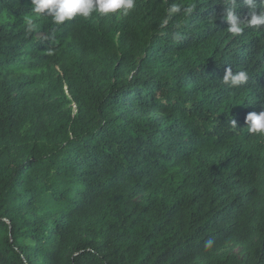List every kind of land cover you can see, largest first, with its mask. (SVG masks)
<instances>
[{
    "label": "trees",
    "instance_id": "16d2710c",
    "mask_svg": "<svg viewBox=\"0 0 264 264\" xmlns=\"http://www.w3.org/2000/svg\"><path fill=\"white\" fill-rule=\"evenodd\" d=\"M230 5L56 24L0 0V264H264V137L245 122L264 110V26L229 33Z\"/></svg>",
    "mask_w": 264,
    "mask_h": 264
},
{
    "label": "clouds",
    "instance_id": "9594fccd",
    "mask_svg": "<svg viewBox=\"0 0 264 264\" xmlns=\"http://www.w3.org/2000/svg\"><path fill=\"white\" fill-rule=\"evenodd\" d=\"M32 11L35 14L51 16L56 24H63L65 21L72 20L74 17L80 16L89 18L93 13L111 14L119 13L127 16L130 10L135 8V0H31ZM245 6L249 9L247 17L242 18L236 8V0H231V5L226 6L222 19L226 21L227 31L233 35L242 34L247 28L259 29L264 26V0H244ZM187 13H191L192 9L187 8ZM181 7L178 3H172L167 9V17L180 13ZM32 26L31 18L27 21ZM168 23V19L164 20V24ZM248 80V73L238 71L235 74L231 68L225 70L223 83L230 86L238 87ZM247 131L264 137V110L259 114L250 112L245 120ZM235 127V121H232Z\"/></svg>",
    "mask_w": 264,
    "mask_h": 264
},
{
    "label": "rangeland",
    "instance_id": "374dc122",
    "mask_svg": "<svg viewBox=\"0 0 264 264\" xmlns=\"http://www.w3.org/2000/svg\"><path fill=\"white\" fill-rule=\"evenodd\" d=\"M30 93H33V90H31ZM64 94L66 97V100H65L66 104L65 105H64V102L62 99H60V98L58 99V96H53L51 99H48V97H49L48 94L45 97L41 98L42 102H40V103L42 104V103H44V101H48V104L50 105L49 107L52 110H58L60 105H64L63 109L68 108L74 112V105L72 104L70 97L66 94L65 89H64ZM40 96H41V94H37V93L35 95V97L39 98V99H40ZM227 253H229L230 255L237 256V257H242L241 250L237 247H234V246H230L227 250Z\"/></svg>",
    "mask_w": 264,
    "mask_h": 264
}]
</instances>
